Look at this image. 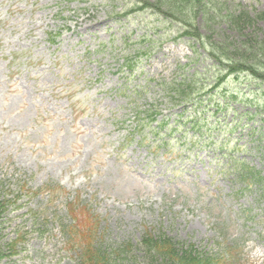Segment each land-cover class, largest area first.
I'll return each mask as SVG.
<instances>
[{
  "label": "rangeland",
  "instance_id": "1",
  "mask_svg": "<svg viewBox=\"0 0 264 264\" xmlns=\"http://www.w3.org/2000/svg\"><path fill=\"white\" fill-rule=\"evenodd\" d=\"M147 1L167 7V0ZM133 3L0 0V175L15 163L21 173L35 176V184L63 183L95 201L102 243L120 255L111 263L144 264L139 243L149 227L151 236H166L194 253L264 264V191L259 186L244 191L245 182L227 170L231 158L264 170V87L241 76L251 88L232 77L220 89L206 91L215 103L219 97L213 95L221 93L232 110L208 123L209 141L202 139L197 157L191 151L167 157L163 148L155 150L169 132L182 135L169 126L158 141L150 128L142 133L145 144L141 136L131 140L139 109L156 103L168 124L188 125L185 111L166 103L163 89L176 82L183 66L210 78L218 71L199 43L194 42L196 52L181 38V25L150 11L124 16ZM215 6L248 13L246 30L220 22L203 33L233 35L234 51L252 56L256 52L250 49L264 47V0H218ZM51 32L59 35L56 42L49 40ZM149 40L156 46L144 50ZM129 59L136 61L134 72L127 70ZM230 124L237 128L233 133ZM247 208L252 219L242 212ZM45 211L41 218L48 225L54 211L45 204L29 203L13 213L3 205L0 264L82 263L55 230L44 237L37 229L30 232L32 220L24 225L28 230L20 229L28 233L13 248L17 226Z\"/></svg>",
  "mask_w": 264,
  "mask_h": 264
},
{
  "label": "trees",
  "instance_id": "2",
  "mask_svg": "<svg viewBox=\"0 0 264 264\" xmlns=\"http://www.w3.org/2000/svg\"><path fill=\"white\" fill-rule=\"evenodd\" d=\"M217 1L167 0L165 9L174 21L182 24L187 29L184 35L190 36L193 41L199 43L208 53L210 59L220 71L221 80L229 76L238 77L243 75L247 82L255 81L257 85L264 87L263 46H260L257 50L250 49L256 52L252 56L249 52L234 51L231 46L238 42L233 39L235 37L233 35L231 37L230 35L218 34L216 38L212 34L209 35L208 31L203 33L202 29L208 30V26L210 27L211 23L216 25L220 22H227L240 33L246 30L247 20L250 19L248 13H239L236 10L228 11V6L226 9L224 7H216L215 3ZM200 14L205 16L203 24H198ZM199 25L202 26L199 27ZM144 246L147 256V261L144 264H226L215 263V259L205 257L199 250L194 253L191 249H186L183 244L162 235L155 237L149 234ZM91 248L92 251L85 252V263L80 264H115L111 262H117L115 259H109L105 252L102 254L93 246Z\"/></svg>",
  "mask_w": 264,
  "mask_h": 264
}]
</instances>
